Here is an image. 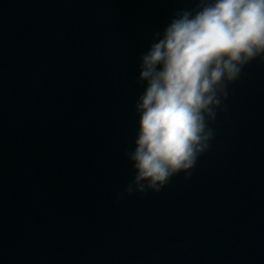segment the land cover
<instances>
[{
    "label": "water",
    "instance_id": "water-1",
    "mask_svg": "<svg viewBox=\"0 0 264 264\" xmlns=\"http://www.w3.org/2000/svg\"><path fill=\"white\" fill-rule=\"evenodd\" d=\"M195 0H0V264H264V60L195 166L125 189L139 58Z\"/></svg>",
    "mask_w": 264,
    "mask_h": 264
},
{
    "label": "clouds",
    "instance_id": "clouds-1",
    "mask_svg": "<svg viewBox=\"0 0 264 264\" xmlns=\"http://www.w3.org/2000/svg\"><path fill=\"white\" fill-rule=\"evenodd\" d=\"M178 11L139 58L145 83L139 128L127 153L135 175L125 191L158 192L192 169L213 138L209 126L228 86L264 60V0H195Z\"/></svg>",
    "mask_w": 264,
    "mask_h": 264
}]
</instances>
